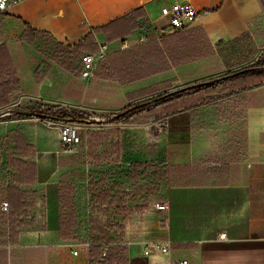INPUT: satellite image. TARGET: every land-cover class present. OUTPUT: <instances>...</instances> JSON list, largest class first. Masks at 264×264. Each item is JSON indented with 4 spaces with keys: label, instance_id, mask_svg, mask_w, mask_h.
<instances>
[{
    "label": "crops",
    "instance_id": "crops-1",
    "mask_svg": "<svg viewBox=\"0 0 264 264\" xmlns=\"http://www.w3.org/2000/svg\"><path fill=\"white\" fill-rule=\"evenodd\" d=\"M186 1L198 12L186 27H201L211 47L203 56L136 80L102 77L97 74L98 62L92 77H81L82 56L95 53L99 42L107 45L105 57L150 36L160 44L168 34L160 33L168 22L161 8ZM137 21L146 27L133 29ZM26 27L39 31L32 33L33 41L20 36ZM88 34L91 41L78 49L77 43ZM125 41L127 47L122 45ZM2 42L22 87L2 112L19 105L24 109L60 105L72 120L75 111L91 110L98 121H106L152 95L137 96L141 89L158 87L157 94L218 72L261 64L257 61L264 57V4L262 0H22L0 14ZM230 56L237 65L230 67ZM230 85L226 80L216 86L212 100L169 114L166 142L152 144L155 149L133 140L138 132L129 127L139 115H150L147 111L118 123H81L80 140L71 148L60 141L62 121L25 115L14 125H1L0 140L17 127L34 145L37 178L32 186L36 200L25 213L26 224L10 234L7 221H0V264L5 260L6 264H90L89 172L97 179L107 173L126 193L129 215L111 231L116 230L119 243L126 246L128 264H180L183 259L186 264H264V82L234 92ZM110 127L120 128L121 141L91 148L87 131ZM0 155V178L7 179L3 146ZM145 164L151 165V172L166 169L159 186L156 178L143 173ZM135 167L138 182L130 176ZM146 180L155 182V195L132 200V194H144L141 185ZM69 183L74 190L67 195L60 187ZM65 196L75 202L72 239L60 232V214L70 210ZM162 201L167 202L165 210L155 207ZM98 208L93 207L92 214L101 213ZM156 241H169V254Z\"/></svg>",
    "mask_w": 264,
    "mask_h": 264
},
{
    "label": "trees",
    "instance_id": "trees-1",
    "mask_svg": "<svg viewBox=\"0 0 264 264\" xmlns=\"http://www.w3.org/2000/svg\"><path fill=\"white\" fill-rule=\"evenodd\" d=\"M142 17L141 21L145 19V16L142 15ZM145 27V23L140 21L135 22L132 26L133 29ZM33 32L39 31H32L26 27L20 36L27 41H33ZM204 37L205 32L199 26L184 27L165 34L160 38V44L154 36H150L144 42L124 48L108 57L106 56L104 59L101 58L97 64V74L105 78L114 75L120 80L126 81L149 76L168 69L171 64H178L203 56L209 49L211 50ZM86 40L91 41L89 34L80 40L76 47L80 49ZM66 58L69 60L68 57ZM226 80H231V92H234L236 88L240 90L261 84L264 82V63L248 64L157 94L155 92L160 90L158 87L141 89L137 92V96L152 95L124 107L120 111L125 109L127 111L122 114L116 115L120 111L113 113L106 121L90 122L118 123L131 115L144 111L154 112L157 118L167 116L169 122V114L215 98L216 86ZM170 86L171 81L165 88ZM21 93L20 79L10 51L8 46L2 42L0 43V109L15 101ZM129 107L132 108L129 109ZM34 112L41 118H50L62 122L72 120L70 114L63 113L60 105H46L45 110ZM76 120L88 121L83 118H76ZM120 134L121 130L118 127L88 130L87 142L91 148L97 143L115 142L117 144L121 141ZM0 146L5 147L6 151L5 171L7 175V179L0 178V221H7L10 234H16L17 230L26 224L24 220L25 213L36 200L35 190L32 189L37 178V164L33 160L35 149L22 130L17 127L7 130L5 136L0 140ZM151 169L150 164H145L142 171L145 176L156 178L159 186L160 181L166 178V169L162 171L158 169L157 172L155 170L151 172ZM135 170L136 167L133 168L130 176L134 182H138L139 177ZM87 187L91 207V212L88 215L89 231L87 235V253L90 264H128L126 246L119 243L120 236L116 233V230L111 231L113 226L120 228V220L129 215L128 209L130 208H127L124 204L126 193L119 191L120 183L109 179L107 173L97 179L93 177L92 172H89ZM60 189L69 195L70 191L74 190V185L71 183L62 184ZM141 190H144L141 197L132 194L131 199L146 200L150 194L155 195V182L146 180L141 185ZM120 192L122 194L119 195ZM3 201L8 203L7 213L1 209ZM64 202L70 207V210L60 214L61 225H63L60 232L64 238L72 239L75 233L72 228L76 217L74 213L75 202L69 196H65ZM97 206H99L98 211H101V213L92 214L93 207ZM12 239L14 241V238L10 237V240ZM0 244H3V241H0ZM4 264H6V260Z\"/></svg>",
    "mask_w": 264,
    "mask_h": 264
},
{
    "label": "built area",
    "instance_id": "built-area-1",
    "mask_svg": "<svg viewBox=\"0 0 264 264\" xmlns=\"http://www.w3.org/2000/svg\"><path fill=\"white\" fill-rule=\"evenodd\" d=\"M22 0H0V14L5 12L15 6ZM162 15L168 17V22L166 26L160 29V33H171L173 31L184 28L190 24L194 17L198 14L197 10L193 4L189 1L186 2H173L170 5H164L161 8ZM124 47L128 44L122 43ZM107 54V45L105 42H99L98 50L95 53H86L82 56L83 69L81 71V77L90 78L94 74L95 65L97 62L105 57ZM68 121H63L60 124L59 136L61 143L67 147L71 148L75 143L80 140V136L77 134L76 129L67 123ZM160 124L164 127L165 133L168 130V117L162 116L159 118ZM8 207L7 201H3L1 208L6 210ZM155 207L161 210L167 209V202H155ZM225 233H222L224 235ZM154 244L159 247L164 253L169 254V241H156ZM147 251V250H146ZM77 254V250L73 251ZM180 264H186L185 259L179 261Z\"/></svg>",
    "mask_w": 264,
    "mask_h": 264
},
{
    "label": "rangeland",
    "instance_id": "rangeland-1",
    "mask_svg": "<svg viewBox=\"0 0 264 264\" xmlns=\"http://www.w3.org/2000/svg\"><path fill=\"white\" fill-rule=\"evenodd\" d=\"M262 2L264 4V0H262ZM225 61L227 62V60ZM226 62L225 64L226 65L229 64L230 67L237 65L236 59L234 58V56L233 57L230 56L228 58V64ZM257 62L264 63V57H260V59ZM218 73H221V72H218ZM32 107L33 109H30L32 111L45 110V108L40 109L39 105L37 104H34ZM32 107L28 105L26 108L29 109ZM14 109H24V108L20 107L19 105V106H15ZM2 110L3 109L0 110V126L1 125L2 126L3 125H7V126L14 125L15 123H17V118L25 117V115L23 114H17L13 111L6 113V112H2ZM74 114L76 118H83V119H87L88 121H98L96 119L97 114L91 110L75 111ZM76 118L73 120H69L67 123H69V125L74 127L76 129L77 134L81 136V129H82L81 123H84L86 121H79V120H76ZM132 121L133 122L131 125H129V127H132V129L138 132V135L135 134L136 136L133 138V140L136 139L138 143H145V144L147 143L150 146V148H153V149L155 148H154V145L151 146L152 144L166 142L167 134L164 131V127L160 124L159 118L155 116L154 112L150 113V115H147V114L139 115L137 118H134V120ZM88 123L92 124V122H88ZM60 124H63V122H61ZM2 129L0 127V131H2Z\"/></svg>",
    "mask_w": 264,
    "mask_h": 264
},
{
    "label": "water",
    "instance_id": "water-1",
    "mask_svg": "<svg viewBox=\"0 0 264 264\" xmlns=\"http://www.w3.org/2000/svg\"><path fill=\"white\" fill-rule=\"evenodd\" d=\"M134 106H136V105H134ZM132 107H133V106H132ZM132 107H129V109L132 108ZM10 111H13V112H15V113H17V114H23V115H36V116H37V113H36V112H34V111H32V110H29V109H10V110H8L7 112H10ZM125 111H127V109H125V110H123V111H120V112L117 113L116 115L122 114V113H124ZM5 112H6V111H5Z\"/></svg>",
    "mask_w": 264,
    "mask_h": 264
}]
</instances>
